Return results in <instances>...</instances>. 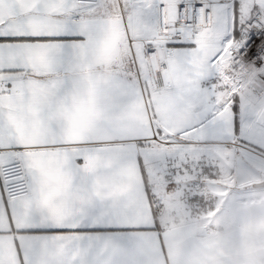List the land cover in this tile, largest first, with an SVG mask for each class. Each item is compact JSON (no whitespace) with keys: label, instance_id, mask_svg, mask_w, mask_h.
I'll return each mask as SVG.
<instances>
[{"label":"snow or ice","instance_id":"1","mask_svg":"<svg viewBox=\"0 0 264 264\" xmlns=\"http://www.w3.org/2000/svg\"><path fill=\"white\" fill-rule=\"evenodd\" d=\"M0 264H264V0H0Z\"/></svg>","mask_w":264,"mask_h":264}]
</instances>
